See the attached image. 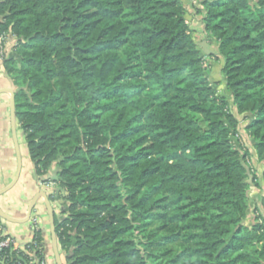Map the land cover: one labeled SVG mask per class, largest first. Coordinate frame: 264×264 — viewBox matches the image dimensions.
I'll list each match as a JSON object with an SVG mask.
<instances>
[{"label": "trees", "instance_id": "trees-1", "mask_svg": "<svg viewBox=\"0 0 264 264\" xmlns=\"http://www.w3.org/2000/svg\"><path fill=\"white\" fill-rule=\"evenodd\" d=\"M190 4L0 0L14 116L37 176L55 167L67 264H264V0L200 2L218 80Z\"/></svg>", "mask_w": 264, "mask_h": 264}, {"label": "crops", "instance_id": "crops-1", "mask_svg": "<svg viewBox=\"0 0 264 264\" xmlns=\"http://www.w3.org/2000/svg\"><path fill=\"white\" fill-rule=\"evenodd\" d=\"M216 69L217 67L212 68L213 73H215L214 70ZM15 91L16 88L0 63V192L11 185L19 171L16 183L8 191L0 194V210L11 220H6L2 217H0V220L7 233L20 246L31 242L35 224L36 228L41 232L45 257L44 264H56L52 250L51 235L48 238L45 235L46 221H48L49 217L42 196H39L30 218L26 220L30 202L35 195L45 192L49 199L53 195L55 188L50 182H46L47 180L45 181V179L55 175V167L52 166L50 168L45 179L38 177L35 167L29 158L22 130V135H18L20 127L15 118V136L13 135L10 104L11 95L12 93L15 94ZM250 153L253 168L260 169L261 163L257 161L251 147ZM19 166L20 170L18 169ZM262 189L264 190V186ZM259 194L257 193L258 198L260 197ZM50 201L54 215H57V219H59L62 215V199H59L56 195ZM59 250L60 247L58 245V252Z\"/></svg>", "mask_w": 264, "mask_h": 264}, {"label": "rangeland", "instance_id": "rangeland-1", "mask_svg": "<svg viewBox=\"0 0 264 264\" xmlns=\"http://www.w3.org/2000/svg\"><path fill=\"white\" fill-rule=\"evenodd\" d=\"M189 1H190L191 4L188 7V11L192 15L191 19H190V29L192 31L191 32L192 37H193V39L196 42H198V44L200 45V48L203 51H205V49L207 50L208 48L212 49L213 48L212 44H213L214 40L204 32V24L202 22V15L199 12L202 9V6L200 4V2L202 0H189ZM209 53H210V51L209 52L205 51V54H204L205 58L204 59H205V61H213V62H215L217 64V69L214 70L215 73L212 74V79L218 80L219 79V73L217 71H218V66H221V60L217 59L215 56H210ZM242 121H244L243 118L240 119V123ZM241 131H242V134L239 133L238 142L240 143V145L243 148L247 149L249 147V145H250V142H249L250 139L246 135V133L243 131V126L241 127ZM18 135H22L21 129L18 130ZM247 162H248V165L251 166V169H253V171H255L254 168H253L251 153H250V156H248V161ZM43 178L45 179V176ZM54 178H55V175L50 177L49 179H47V178L45 179V181L47 180L46 182H50L52 184V186L55 188V190L53 191V195H52V199L51 200H53V198H55L56 195L59 197V187L54 182ZM259 193L261 195L262 193H264V190L261 189L260 192H258V194ZM259 206H260V209H261L262 216L264 217V210L262 209L261 205H259ZM57 217H58L57 215H54V219L55 220H57ZM54 223H55V221H54ZM46 226L47 227H46V230H45V232H46L45 235H46V238H48L50 236V220H49V218H48V221H46ZM59 256H60L61 263L62 264H67V260H66L65 255H64V253H63V251L61 249L59 250ZM51 260H52V258H51Z\"/></svg>", "mask_w": 264, "mask_h": 264}, {"label": "built area", "instance_id": "built-area-1", "mask_svg": "<svg viewBox=\"0 0 264 264\" xmlns=\"http://www.w3.org/2000/svg\"><path fill=\"white\" fill-rule=\"evenodd\" d=\"M17 44L15 36L8 29L7 31H0V63L3 65V61L8 55L13 51ZM34 222V221H33ZM37 230L34 224V232ZM35 242L33 237L30 243L20 246L15 240L7 233L6 229L3 226V223L0 220V264H5V258H7V251L17 255L18 259L13 262V264H22L23 258L26 257L29 262L32 264L35 262L33 249L30 246H34ZM44 264V262L42 263Z\"/></svg>", "mask_w": 264, "mask_h": 264}, {"label": "water", "instance_id": "water-1", "mask_svg": "<svg viewBox=\"0 0 264 264\" xmlns=\"http://www.w3.org/2000/svg\"><path fill=\"white\" fill-rule=\"evenodd\" d=\"M14 106H15L14 94L12 93L10 111H11V119H12V131H13V135L15 136ZM18 169L20 170V166L18 167ZM18 173H19V171H18ZM18 173H17L14 181L11 183V185H9L3 191H1L0 194L8 191L16 183L17 178H18ZM39 196H42L43 199H44L45 208L47 210V213H48V216H49V220H50V235H51L52 250H53V255H54V258H55V262H56V264H62L61 260H60L59 252H58L57 238H56V233H55L54 210H53V206L51 204V201H50V199L48 198V195L45 192H41L40 194L35 195L33 197V199L30 202L29 208H28V214H27V219L26 220H28L30 218L31 213H32V211L34 210V208L36 206V202H37V199L39 198ZM0 217H2L3 219H6V220H11L1 210H0Z\"/></svg>", "mask_w": 264, "mask_h": 264}]
</instances>
